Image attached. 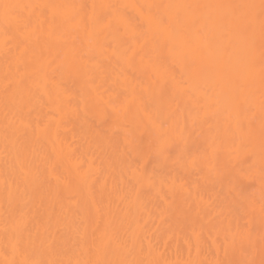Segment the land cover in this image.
I'll list each match as a JSON object with an SVG mask.
<instances>
[{"label": "bare ground", "instance_id": "1", "mask_svg": "<svg viewBox=\"0 0 264 264\" xmlns=\"http://www.w3.org/2000/svg\"><path fill=\"white\" fill-rule=\"evenodd\" d=\"M0 264H264V0H0Z\"/></svg>", "mask_w": 264, "mask_h": 264}]
</instances>
